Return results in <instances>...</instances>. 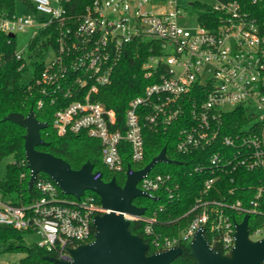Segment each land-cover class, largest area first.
<instances>
[{
    "label": "built area",
    "instance_id": "built-area-1",
    "mask_svg": "<svg viewBox=\"0 0 264 264\" xmlns=\"http://www.w3.org/2000/svg\"><path fill=\"white\" fill-rule=\"evenodd\" d=\"M30 1L31 14L0 17V31L16 38L17 32L33 29L25 48L15 51L20 69L35 61L26 49L52 52L38 77L26 76L25 86L39 96V109L47 103L57 108L52 118L57 135L85 133L99 140L104 165L121 172V142L131 145L132 161L140 164L146 155L144 128L163 132L181 121L178 152L209 153L208 163L196 168L209 177L181 239L191 242L199 229L205 233L208 227L210 247L218 245V251L230 254L236 224L250 214L264 216L263 186L250 200L237 186L228 188V179L237 181L235 172L264 173V0H215L205 12L195 10L194 3L185 10L177 0H92L82 12L73 13L68 8L72 0ZM41 30L46 33L32 48ZM136 42L149 43L143 69L153 82L129 102L123 130L115 111L98 97ZM237 113L243 121L236 119ZM155 166L138 188L153 200L160 193L175 198L180 191L177 178L153 173ZM97 172L99 177L102 173ZM41 174L32 186L39 196L29 203L16 204L0 194V224L37 234L39 247L70 261L72 249L94 241L93 219L107 210L91 196H64ZM123 216L147 222L145 233L153 236L156 253L177 247V239L154 233V216ZM249 232L250 240L264 239V225ZM6 247L0 243V264H11Z\"/></svg>",
    "mask_w": 264,
    "mask_h": 264
},
{
    "label": "trees",
    "instance_id": "trees-1",
    "mask_svg": "<svg viewBox=\"0 0 264 264\" xmlns=\"http://www.w3.org/2000/svg\"><path fill=\"white\" fill-rule=\"evenodd\" d=\"M18 1H24L32 8L30 0H0V17H11L15 14ZM92 0H72L68 4L69 11L82 12L84 8L91 4ZM195 10L208 11L209 6L194 3ZM216 16V15H215ZM203 14L200 20L203 21ZM205 20V18H204ZM45 30L40 31L38 36L32 43V48L39 43ZM44 46H48V42H43ZM148 42L134 43L131 45L122 61L115 69L110 86L103 88L99 94L100 101L107 109H113L116 113L118 125L124 130L125 112L131 99L142 95L148 85L153 80L145 77L143 69L144 62L149 56ZM17 40L0 31V169L2 164L8 158L13 157V162L6 167V174L0 181V194L4 200L14 202L16 204L29 203L32 199L39 196L36 188H28L30 179V171L27 169L24 144L26 131L23 127L14 122L4 121V118L10 113H20L27 116L31 109L34 110L37 120L47 122L49 126L40 132L42 140L47 144L36 147L38 151L48 152L58 158L66 160L72 169L79 168L86 162H90L96 171H100L105 182L111 181L116 177L119 185L124 186L126 180V169L131 166L135 169H142L153 158L160 155L165 147L167 156L173 161L180 164L159 163L155 166L153 173H170L177 178L180 183L179 195L173 199L166 197V193H160L157 200L150 198H136L133 202L139 206L146 208L145 218L155 217L157 223L154 225V233L163 238L170 237L177 239L176 246L183 251L182 255L170 264H197L190 250V242L181 239V233L194 220V214L190 213L197 199L200 197L204 187L205 180L209 177L205 170L196 168L208 163L209 153L197 151L191 154L179 153L177 143L179 138V129L181 121L170 126L166 131H154L148 126L144 128L145 140V159L140 164L132 161L131 145L125 141L119 145L121 152L122 164L124 170L121 172L111 171L103 163L101 143L97 139L90 138L85 133L68 134L58 136L53 129V116L56 107L47 103L43 109H39L37 94H31L25 86V78L28 74L38 77L42 72L43 62H31L24 69L21 68L22 61L16 58ZM239 121H243L244 117L241 113H237ZM1 172V171H0ZM237 177V181L231 182L228 179V188L236 187L240 192H246V197L250 200L255 196L256 190L264 187V173L261 172H235L233 176ZM43 177L49 178L46 174ZM68 198L74 197L64 195ZM91 196L96 201H100L98 195L91 191H87L82 199ZM248 200V201H249ZM162 209V211H161ZM249 229L253 231L256 228L263 227L264 216L250 214ZM237 220L241 217L237 216ZM147 222L143 220H135L131 222L130 231L135 235L142 236L145 243L148 244V255L156 253L153 245V236L145 233ZM23 232L10 226L0 224V243L7 245L5 252L9 254H23L18 264H52L46 260L48 256H57L54 252L39 247L37 244L24 245ZM206 239L212 242L211 230L206 227ZM214 249H220L214 246Z\"/></svg>",
    "mask_w": 264,
    "mask_h": 264
},
{
    "label": "water",
    "instance_id": "water-1",
    "mask_svg": "<svg viewBox=\"0 0 264 264\" xmlns=\"http://www.w3.org/2000/svg\"><path fill=\"white\" fill-rule=\"evenodd\" d=\"M14 37L13 34H8ZM23 127L26 131L24 154L27 169L31 175L28 188L32 189L39 173L49 176L60 188L62 193L80 200L87 192L98 195L106 213L94 217L95 239L91 243L81 244L72 249V260H61L54 256L46 257L52 264H170L183 251L179 247H171L164 252L148 255L149 246L142 236L130 231L131 221L128 216L142 217L146 208L137 206L136 198H149L150 195L138 188V183L154 168L157 163L179 165L167 157L164 147L159 156L153 158L145 168L133 170L128 166L124 186L117 183L116 177L105 182L103 175L96 177L94 166L90 162L83 164L79 170L71 168L63 158L51 153L41 152L36 147L47 143L42 140L40 132L47 128V122L37 120L31 109L25 117L12 112L4 118ZM250 216H245L241 223L236 224V240L233 251L226 255L213 250L205 237L204 229H199L190 242V250L197 264H264V239L254 241L249 239Z\"/></svg>",
    "mask_w": 264,
    "mask_h": 264
},
{
    "label": "rangeland",
    "instance_id": "rangeland-1",
    "mask_svg": "<svg viewBox=\"0 0 264 264\" xmlns=\"http://www.w3.org/2000/svg\"><path fill=\"white\" fill-rule=\"evenodd\" d=\"M179 5L185 9L189 10L191 9L193 3H199L205 6H210L215 2V0H177ZM31 8L24 2V1H18L17 6H16V11L15 13L17 15H28L31 14ZM195 18L192 19V23L194 24ZM32 32L33 29L29 28L24 33L22 32H17L16 35V40H17V48L23 49L25 48L26 44L31 40L32 38ZM26 54L30 56V59H34L35 61H38L40 63L49 60L52 57V52H46L41 48H37L36 51L33 50H25ZM13 162V157L8 158L7 160L4 161V163L1 166L0 169V181L4 179L5 174H6V167L8 164H11ZM24 245L30 246V244H37L40 240L37 234L35 233H26L24 235ZM24 257L23 254H10V256H7V259L10 261L11 264H18L19 260Z\"/></svg>",
    "mask_w": 264,
    "mask_h": 264
}]
</instances>
